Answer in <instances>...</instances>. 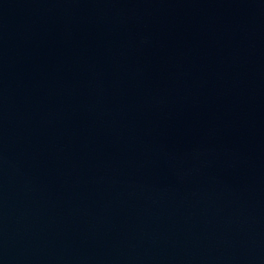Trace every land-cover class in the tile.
<instances>
[{
    "label": "water",
    "instance_id": "water-1",
    "mask_svg": "<svg viewBox=\"0 0 264 264\" xmlns=\"http://www.w3.org/2000/svg\"><path fill=\"white\" fill-rule=\"evenodd\" d=\"M0 264H264V0H0Z\"/></svg>",
    "mask_w": 264,
    "mask_h": 264
}]
</instances>
